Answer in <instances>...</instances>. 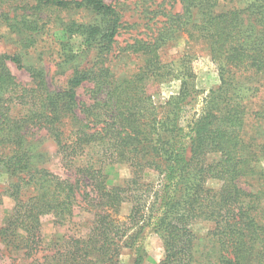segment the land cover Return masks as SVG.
I'll use <instances>...</instances> for the list:
<instances>
[{
    "label": "trees",
    "instance_id": "obj_1",
    "mask_svg": "<svg viewBox=\"0 0 264 264\" xmlns=\"http://www.w3.org/2000/svg\"><path fill=\"white\" fill-rule=\"evenodd\" d=\"M222 1L162 0L149 12L162 16L161 26L151 37L119 48L122 69L112 61L126 26L118 5L0 0L1 32L17 38L22 49L37 50L54 32L61 34L51 42L60 64L75 62L78 50L97 51L88 66H72L58 88L44 69L0 53V173L18 179L5 191L15 206L0 229L1 242L33 257L41 225L70 224L80 208L91 216L89 231L65 234L40 264H120L121 251L133 249L147 228L163 240L159 264H264V0L227 9L220 8ZM179 35L203 47L222 83L202 116L186 126L189 98L196 96L189 85L194 54L184 52L180 64L163 57ZM10 63L26 69L30 85L18 81ZM170 76L181 79L180 94L157 107L147 86ZM86 84L92 86L90 103L78 98ZM255 104L258 109H251ZM45 137L78 179L40 167L47 156L40 150ZM117 164L133 170L125 186L110 182L109 170ZM148 170L158 172V187L143 183ZM211 179L217 189L207 186ZM128 202L134 204L131 214L122 217ZM197 221L217 229L199 237L191 231Z\"/></svg>",
    "mask_w": 264,
    "mask_h": 264
},
{
    "label": "rangeland",
    "instance_id": "obj_2",
    "mask_svg": "<svg viewBox=\"0 0 264 264\" xmlns=\"http://www.w3.org/2000/svg\"><path fill=\"white\" fill-rule=\"evenodd\" d=\"M119 6V10L123 15L125 22V29L122 30L119 37L118 48L116 45L115 54L112 55V61L118 67L124 69V58L118 56L120 49L131 43L135 38L151 37L157 27H160L162 16H157L149 13L151 10L157 9L161 6L162 0H105ZM243 0H224L221 2L220 8H243ZM173 11H182L178 5H170ZM149 8V10H148ZM77 17V16H76ZM72 16L64 17L65 21H69ZM88 14H84L82 19H88ZM3 29L0 28V53L9 55H19L22 58V65L33 66L35 68L44 69L48 75V80L52 88H58L65 85L66 79L72 72V66L78 65L80 67L88 66L96 56V49L78 50L79 57L75 62L60 64L55 60L57 52L52 46L53 39H59L61 34L50 32L43 40L48 43L40 42L36 45L38 48L29 50L22 49L17 45V38L12 39L11 35L3 34ZM80 40L74 38L72 44L78 46ZM202 46L195 43L188 44L186 35H179L176 42L167 46L163 51V57L166 61H175V64H180L184 52L188 54L193 53L194 58L190 61V68L193 78L189 81L191 92L196 96H191L189 102L192 104L188 106L187 113L185 114L183 125L186 126L189 119L196 116L201 117L209 95L219 89L222 85L220 80V73L216 63L212 61L210 55L202 50ZM78 47L75 48L77 50ZM12 73L17 77L18 81L30 85L32 79L26 69L21 68L17 64L10 63ZM131 68V66H129ZM91 84H86L85 88L78 90L79 100L91 102V94L88 91ZM249 87V85H247ZM182 88V81L177 77H162L158 80H152L147 90L152 95V101L155 106L159 107L165 105L172 97L178 96ZM249 95V94H248ZM251 109H258V106L251 105ZM252 127L247 128V132L252 130ZM41 136V135H39ZM40 150L47 153L46 158L39 163L40 167L49 169L51 172L68 178L73 181L78 179L74 168L69 167L67 162H63L61 156L57 153L56 143L49 137H45L40 144ZM211 159H215L212 158ZM77 164V163H76ZM261 166L264 168V161ZM109 179L113 185L125 186L126 183L132 178L133 170L129 164H117L109 170ZM17 178L11 177L8 174L0 173V229L5 226L12 210L15 206L13 198L6 195L5 191L12 183L17 182ZM160 177L158 172L148 170L143 174V183L149 184L150 189L154 186L160 185ZM209 188L217 189L219 184L214 180H209L207 183ZM134 204L128 202L122 205L120 215L128 217L131 214ZM91 216L85 213L80 208L75 209V216L70 224L65 226H58L53 221H46L41 225V243L39 252L30 257L26 254L25 250H12L0 241V264H32L37 260V264L43 263L44 257L52 255L54 244L66 235H85L90 228ZM217 225L212 222L197 221L191 226V231L199 236L204 237L214 232ZM165 258L163 240L155 233L152 228H147L141 239L135 244L133 249H123L121 251L119 261L120 264H159Z\"/></svg>",
    "mask_w": 264,
    "mask_h": 264
}]
</instances>
